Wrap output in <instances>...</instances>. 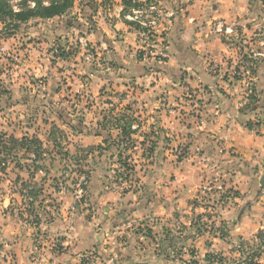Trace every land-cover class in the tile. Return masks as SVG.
<instances>
[{"label": "crops", "instance_id": "crops-1", "mask_svg": "<svg viewBox=\"0 0 264 264\" xmlns=\"http://www.w3.org/2000/svg\"><path fill=\"white\" fill-rule=\"evenodd\" d=\"M159 1L173 13L164 19L163 43L156 44L153 49L154 53L163 51L166 54L161 64L147 51L137 27L125 18L127 8L122 0H73L66 13L30 19L14 34L23 36L17 38V43L26 39V47L32 50L35 44L36 51L30 52V56L36 55L43 63L49 56L48 47L52 42L85 38L93 56L102 65L109 64L111 69L102 72L80 50L65 56L62 61H51L49 78L52 86L58 87L62 76L70 73L67 69L55 72V67L70 60L73 62L72 78H78L74 74H82L76 80L79 87H84L85 96L96 97L101 103L103 98L110 101L116 97L118 106L126 101L129 103L126 106H133L130 111L133 117L142 115L143 122H131L132 135L141 142L158 145L153 156L159 157L160 162L175 157L166 151V137L172 136L174 143H189L184 159L173 166L175 179L164 185H154L145 203L133 211L135 217L144 216L153 239L140 236L142 238L136 240L129 231L120 230L117 223L106 235L102 232L98 239L81 217L83 212L77 206L69 211L71 203L63 198L65 215L53 224L58 235L67 236L63 239L66 253L48 257V264H90L83 262L82 257L83 253L91 254L92 250L96 251L90 258L91 264H181L180 259H185L188 254H184V247L177 255V248L185 242L194 248L191 255L207 263L205 256L210 257V235L193 231V215L199 210L190 202L192 197L206 180L218 173L227 174L234 180V189L243 195L236 198L238 201L250 199L253 189L254 193L259 191L256 189L257 177H260V183L264 181V134L246 127L245 121L251 118L250 114L245 115L235 106L241 85L230 82L228 75H223L226 67L235 62L237 49L236 45L227 42V37L232 33L246 38L258 29L259 25L253 22L259 13L260 0ZM258 43L263 45L261 39ZM254 44H257V38ZM263 83L264 68H259L254 74V85L258 95L264 97ZM203 86L210 89V102L205 100L206 95L200 89ZM52 91L55 97L59 89ZM84 111L89 116L86 108ZM122 120L117 118L116 124L110 127L111 132L116 131L115 135L122 127ZM96 121L92 123L93 132H89L92 128H88L86 122L80 125L84 142L114 144L109 126L101 129L102 124ZM115 151L113 149L109 156ZM167 173L170 172L165 164L158 176L163 178ZM109 198L108 192L102 190L90 202L95 206L92 218L102 223L101 226L115 209L116 203H108ZM252 199L254 202L247 205L241 217L243 226L254 222V218L248 216L251 213L248 209L260 207L261 202ZM183 227L186 229L181 232ZM241 235L244 241L248 239V233Z\"/></svg>", "mask_w": 264, "mask_h": 264}, {"label": "rangeland", "instance_id": "rangeland-1", "mask_svg": "<svg viewBox=\"0 0 264 264\" xmlns=\"http://www.w3.org/2000/svg\"><path fill=\"white\" fill-rule=\"evenodd\" d=\"M255 22L259 25L258 29L253 30L254 33L251 31L246 38L232 33L227 37V42L236 45L237 49L235 62L226 67L223 75H228L230 82L241 85L235 106L237 101L242 102L238 108L251 116L245 121L246 127L258 130L256 133L262 135L264 97L258 95L254 74L259 68H264V0H260ZM3 28L0 22V159L4 162L0 164L4 167L0 168V264H48V257L66 253L63 239L67 236L58 235L53 224L65 215L63 198L71 203L69 211L77 206L83 212L81 217L98 239L102 232L106 235L116 223L121 226L120 230L129 231L136 240L140 236L153 239L144 216L135 217L133 211L145 203L154 185H164L175 179L173 166L186 156L188 141L174 143L172 136L166 137V151L176 158L160 162L159 157L153 156L158 145L141 142L132 135L130 124L133 120L143 122L142 115L133 117V112L130 113L133 106H126L129 104L127 101L118 106L116 97L110 101L103 98L102 104L96 97L85 96L84 87H79L77 83L82 74H74L77 80L71 76L72 61L55 67V72L67 69L70 73L60 77L58 87L52 86L49 67L55 60L51 48L57 40L48 47L50 57L47 56L43 63L36 55L30 56V52L36 51L35 44L32 50L26 47V39L17 43V38L23 36H6ZM255 38L257 44H254ZM260 39L263 45H259ZM19 44L22 45L19 47ZM155 59L159 64L163 62V57L155 56ZM54 88L59 89L55 97ZM200 89L206 95L205 100L210 102V89L206 86ZM106 93L112 94L111 91ZM250 106L256 107L251 111ZM117 118L123 119L120 125L124 133L119 130L115 135L116 131L108 130L114 137V144L84 142L80 132L82 122H86L88 128H92L89 132H93L92 123L96 120L102 124L101 129H105V126L116 124ZM260 125H263L262 128ZM12 138L18 142L26 138V143L35 138L41 146L23 149L12 142ZM117 144L119 151L109 156L116 148L113 145ZM34 157L36 162L31 161ZM165 164L170 173L159 178ZM259 179L256 178L258 187H255L259 191L254 193L253 189L250 194V199L261 202L258 209H248V212L251 211L248 216L254 218L252 225L247 223L243 226L241 217L254 199L238 201L236 198L240 199L243 195L234 189V180L227 174L218 173L206 180L192 197L190 202L199 210L193 215V231L210 235L209 264H264V181L260 183ZM27 185L35 186L34 190L38 193L33 199L36 200L34 208L24 193ZM102 190L110 196L107 202H115L116 205L107 216V222L101 226L102 223L92 218L95 206H91L90 202ZM122 206L126 208L121 209ZM184 229L186 227L180 231ZM242 232L248 233L245 241ZM191 246L185 242L177 248V255L184 247V254H188L185 259H180L181 262L206 264L191 255L192 250L194 253ZM95 251L83 253L82 261L91 264L90 258Z\"/></svg>", "mask_w": 264, "mask_h": 264}, {"label": "built area", "instance_id": "built-area-1", "mask_svg": "<svg viewBox=\"0 0 264 264\" xmlns=\"http://www.w3.org/2000/svg\"><path fill=\"white\" fill-rule=\"evenodd\" d=\"M140 4L137 7L130 8L125 18L133 22L138 28L139 35L143 38V43L149 53L154 56L165 57L166 54L163 51L154 53V47L156 44L163 43L164 38V19L170 17L173 13L168 11L166 7L159 0H138ZM51 48V55L54 60L62 61L65 56L69 54H75L80 50H83L84 57L95 62L97 67L101 68L102 72H108L111 69L109 64L100 63V60L93 56V52L83 37H76L71 42H65L63 40H57ZM64 53V55H62ZM236 106H242L241 101L236 102Z\"/></svg>", "mask_w": 264, "mask_h": 264}, {"label": "trees", "instance_id": "trees-1", "mask_svg": "<svg viewBox=\"0 0 264 264\" xmlns=\"http://www.w3.org/2000/svg\"><path fill=\"white\" fill-rule=\"evenodd\" d=\"M122 2L127 8L126 11H128L132 7H137L140 4L138 0H122ZM72 4H73V0H0V22L4 26L3 34H5L6 36L14 35L20 30L22 24L26 23L28 20L33 18L46 19L54 16H60L66 13L67 10L72 6ZM62 55H64V53H62ZM255 107L256 106H250L249 109L253 111ZM110 127L111 125H109V128ZM120 131L121 133H124V128L121 127ZM25 140L26 138L18 142L16 139L12 138L11 141L23 149H27V147L28 149H33L41 146L40 142L35 138L31 139L29 143H26ZM113 146L116 147L114 148L116 151H119L118 144ZM31 161L36 162L37 158L31 159ZM1 163L4 162L0 159V164ZM0 168L4 169V167H0ZM34 189L35 186L27 185L26 190L24 192L26 196L29 198L28 203L32 206V208L36 207L35 206L36 200L33 199L38 194L37 190ZM205 259L207 261L206 264H209L210 257L206 255ZM250 264H258V263H250Z\"/></svg>", "mask_w": 264, "mask_h": 264}]
</instances>
